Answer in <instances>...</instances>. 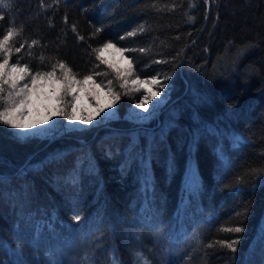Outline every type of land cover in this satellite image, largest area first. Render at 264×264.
Returning <instances> with one entry per match:
<instances>
[{"label": "trees", "instance_id": "1", "mask_svg": "<svg viewBox=\"0 0 264 264\" xmlns=\"http://www.w3.org/2000/svg\"><path fill=\"white\" fill-rule=\"evenodd\" d=\"M5 4L0 6V41L9 31L12 36L0 61L8 54L11 63L27 65L30 74L54 70L63 75L59 63H65L75 79L92 75L120 95V115L151 87L133 80L175 74L167 81L174 85L170 98L148 124L119 117L63 131L55 139L23 140L0 125V264H264V187L253 191L264 182V0ZM109 41L126 50L124 64L103 54L109 67L96 58L95 50ZM189 86L208 102L193 104ZM172 112L178 127L152 151L153 183L145 211L139 149L125 172L120 165L127 158L129 133L158 132ZM202 124L216 132L201 129L192 153L201 186L189 193L184 187L189 132ZM117 132L121 135H113ZM234 136L242 137L238 147ZM147 143L140 134L139 148ZM218 145L227 164L214 151ZM57 152L67 154L45 163ZM170 155L174 171L168 168ZM72 172L80 177L76 185L67 180ZM236 226L245 231H229ZM233 240H239L235 252L226 247ZM10 249H19L20 256H11Z\"/></svg>", "mask_w": 264, "mask_h": 264}, {"label": "snow or ice", "instance_id": "2", "mask_svg": "<svg viewBox=\"0 0 264 264\" xmlns=\"http://www.w3.org/2000/svg\"><path fill=\"white\" fill-rule=\"evenodd\" d=\"M0 6L7 7L8 5L5 4V0H0ZM189 19L192 20L193 18L189 17ZM134 34L135 33H129V35ZM11 36V31H9L7 35H4L3 40L0 41V52L6 51V44L10 40ZM124 38L125 37L123 36L121 37V39ZM109 49H116V51L120 52L122 56L126 51L123 48H118L116 44L109 41L104 43L102 47L95 50L97 52L96 58L101 60L102 63L109 64L107 60L103 59V53ZM141 51H143V49H141ZM53 67L55 68V66ZM59 67L63 71L62 78H57L55 76L54 70L46 73L36 72L35 74H30V69L27 65L20 66L19 62L10 64L9 55L5 54L2 61H0V125L16 130L14 135L18 136V138L21 140L33 136H41V130H43L44 136L50 139H55L57 132V122L53 119V117H62L64 120L69 122V124L65 126L66 132L80 131L82 125L97 127L102 123L116 121L119 119L118 110L115 109L114 106L120 99V95L118 93H113L111 89H109V95L112 98L109 103L101 105L97 101L94 113H82L77 115L76 106L74 103H72V101L77 100V96L72 95L71 101H66L65 97L76 91V88L74 87L75 85L80 83L86 84L89 81H92L93 77L92 75H85L83 77V81L81 82L75 79V76L71 74V69L67 68L65 63H59ZM109 67H112V65L109 64ZM131 71L132 64L131 60H129L128 72L130 73ZM117 72H119V69H117ZM174 74L175 73L173 71L172 73L165 74L162 79L160 78V75L157 74L150 80L141 81L136 79L132 81V84L134 85L150 84L151 87L147 88L146 94L140 99L138 103L135 104V108L140 109L141 111L135 112L133 110L129 114V122L135 123L137 125H143L144 122L151 120L155 116L157 109L161 108L165 101L170 98V94L174 88V85L167 83V81H170ZM26 77L30 82H24L21 84V81H24ZM41 80L49 81L52 85H54L51 89V93L37 91L38 81ZM127 83L128 81L125 79L124 83H122L120 87L123 88ZM96 87L99 88L100 85L97 84ZM188 91H190L192 94L193 104L208 102L207 96L199 90L189 86ZM53 98L57 101V104L55 105H50L43 102ZM149 99H156V103L151 105V108L147 103ZM106 108L110 109L111 111L106 112ZM33 112L35 113L36 119L28 120L27 118L32 116ZM101 113H104V115L100 120H97L96 117L101 116ZM170 116L172 117L171 119L161 122L158 132H152L150 134L147 132L129 133L130 142L125 150L127 158L120 165L121 172H125L126 168L131 163V154L134 150L139 149L136 151V156L140 161L141 167L145 169V172L141 177L143 182L142 190L145 194V211H147L150 206L147 193L149 186L153 183V177L150 168L152 151L155 147H157L158 143H166L169 131L174 127H178L176 123V113L172 112L170 113ZM193 121L197 124L200 123L198 114L195 112H193ZM46 125L47 127H45ZM201 129H203V132L208 135H214L216 132L214 126H209L207 124H202L199 128L193 129L189 132L191 137L188 144L189 161L184 178V187L189 193L198 191L201 186L200 177L192 159V153L194 152L201 137ZM182 130L186 132L189 131L187 128ZM140 134L145 135V138L148 140L147 146L142 149L139 148ZM113 135H121V133L117 132L113 133ZM241 142L242 137H233L234 147H238ZM214 151L218 158L227 164V157L219 145ZM66 154V152H57L54 156L50 155L45 163L50 162L52 159H60ZM106 154L108 156H112L113 153L111 150H108ZM79 164L80 161L78 160L77 167H79ZM40 166L41 165H34L33 167ZM168 168L170 171H174V160L171 155L168 160ZM94 170L95 163L90 158L89 171L91 172ZM20 173L23 175L24 169H21ZM2 179H4V177L0 176V180ZM67 180L71 184L76 185L79 183L80 177L78 173L72 172L68 175ZM261 187H264V182L258 184L253 189V191H257ZM79 219V217H76L77 222H79ZM37 231H39V229H37ZM229 231L234 233H242L245 231V229L244 227L236 226L229 229ZM261 234L264 236V230H261ZM238 243L239 240H233L230 243H227L226 247L235 252V246ZM10 252L11 256L13 257L20 256L19 249H16L15 251L10 249ZM14 264H19V261L14 260Z\"/></svg>", "mask_w": 264, "mask_h": 264}, {"label": "rangeland", "instance_id": "3", "mask_svg": "<svg viewBox=\"0 0 264 264\" xmlns=\"http://www.w3.org/2000/svg\"><path fill=\"white\" fill-rule=\"evenodd\" d=\"M107 58H109L111 61H116L118 59V62H116L117 65H122L125 63L124 58L121 57L120 52L118 51H105L103 53ZM11 64V62H10ZM56 76V75H55ZM62 74L59 76H56L57 78H62ZM78 81H83L82 79H76ZM96 80V79H95ZM92 79V81H89L88 83L84 84V83H80L75 85L74 87L76 88V91L73 93H70L68 96L65 97L66 101H71V96L75 95L77 96V100L76 101H72V103L75 104L76 106V114H82V113H87V114H91L94 113L95 109H96V103L97 101L99 102V104L101 105H105L107 103H109L111 101V96L109 95V87L108 84H104L102 85L100 82H98L97 80L95 81ZM24 82H30L28 80V78L26 77L24 81H21V84H23ZM99 84L100 87L97 88L96 85ZM54 85L51 84V82L46 81V80H41L38 81V87H37V91L38 92H44V93H51V89ZM146 94V93H145ZM143 94L141 97H139V99H137L136 101H134L128 108H127V112L124 113L123 115H120L118 113L119 117H123L124 119H128L129 114L134 110L135 112H140V109H136L135 108V104L138 103L140 101V99L145 95ZM44 103H48L50 105H55L57 104V101L53 98L47 101H43ZM147 103L149 104L150 108L151 105L156 103V99H149L147 101ZM115 109L116 108V104H115ZM105 111H111L110 109H105ZM159 111V109H157L155 116L149 120L144 122L143 124H148L150 121H155V118L157 116V112ZM104 115V113H101V116L96 117L97 120H100L101 117ZM28 120H34L36 119L35 113L33 112L32 116L27 118ZM53 119L57 122V132L56 134H61L63 131H65V126H67L69 124L68 121L64 120L62 117H53ZM129 121V120H128ZM161 121H159L160 123ZM51 123V122H49ZM95 123V121H94ZM106 123V122H105ZM102 123V124H105ZM153 126V125H151ZM47 127V125L45 126ZM87 127H91V126H81V129H85ZM40 135H44L43 130H41ZM186 173V172H185ZM261 227L264 229V214L261 218Z\"/></svg>", "mask_w": 264, "mask_h": 264}]
</instances>
